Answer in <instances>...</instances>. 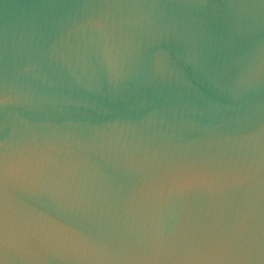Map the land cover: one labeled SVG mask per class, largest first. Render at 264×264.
<instances>
[{
	"label": "water",
	"instance_id": "water-1",
	"mask_svg": "<svg viewBox=\"0 0 264 264\" xmlns=\"http://www.w3.org/2000/svg\"><path fill=\"white\" fill-rule=\"evenodd\" d=\"M0 264H264V0H0Z\"/></svg>",
	"mask_w": 264,
	"mask_h": 264
}]
</instances>
